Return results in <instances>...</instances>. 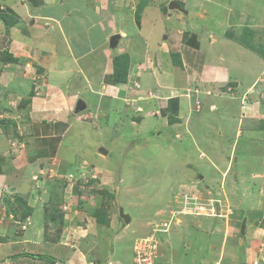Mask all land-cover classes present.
I'll use <instances>...</instances> for the list:
<instances>
[{"label":"crops","instance_id":"1","mask_svg":"<svg viewBox=\"0 0 264 264\" xmlns=\"http://www.w3.org/2000/svg\"><path fill=\"white\" fill-rule=\"evenodd\" d=\"M115 35L120 40L112 48ZM122 56L129 64L127 81L119 83L115 60ZM79 101L86 108L76 112ZM88 103L96 111L82 114ZM0 106L8 109L0 128V226L20 235L9 239L16 256L0 244V264L50 262L39 252L57 254L59 264H124L133 218L124 210L131 221L123 225L118 215L126 179L106 166L110 150H96V132L104 129L99 121L122 107L132 109V129L141 134L148 128L152 137L169 132L176 142L165 153L208 161L221 180L214 177L206 186L221 203H232L226 180L237 153L251 141L257 147L256 140L264 142L254 127L264 115V0H0ZM138 148L133 145L132 154ZM193 164L188 160L187 170ZM234 178L230 194L238 190V205L231 219L219 217L232 231L221 235L220 245L214 242L217 251L204 264L243 245L237 238L244 221L247 243L239 249L245 261L236 264L261 257L264 174L251 173L256 188L244 189L241 176ZM187 181L198 188L194 200L206 196L199 183ZM181 189L174 204L184 203ZM254 197L260 205H253ZM15 199L16 208H9ZM57 208L73 210V219L59 218L72 224L60 232L74 231L71 243L51 245L46 238L57 230ZM162 230L154 234L157 257L166 241L161 235L170 231Z\"/></svg>","mask_w":264,"mask_h":264},{"label":"rangeland","instance_id":"2","mask_svg":"<svg viewBox=\"0 0 264 264\" xmlns=\"http://www.w3.org/2000/svg\"><path fill=\"white\" fill-rule=\"evenodd\" d=\"M90 110L96 111L93 103H88V109L82 114H87ZM120 111L119 113L112 112L110 114V120L99 121L101 125L104 126V129L103 131L99 130V132H96L100 137L95 140V145L97 146V152L100 148H104L106 151L110 150L109 160L106 166L111 169H117L118 171L116 170V174L118 176L124 175L126 179L125 185L121 188L118 198V215L120 216V210L123 208L127 214L131 215L133 222L130 225V232L127 231L125 250L128 255L127 262H124V264H132L135 259L133 247L135 248V246L146 239L153 238V240L157 241L156 235L154 234H157L160 230L166 231L162 230L163 227L167 230L170 229V231L161 235V239H165L166 241H162V246L159 245L161 249L156 259V264H204L205 260L213 257V253L217 251L214 242L220 245L222 243L221 235L223 236L224 233L227 235V233L232 231L230 228L228 229L226 227V224L223 222L224 219L221 220L219 217L225 216V214L228 215L230 211L232 212L234 209L233 206L238 205V198H236L235 195V192H238V190L230 194L232 180H234V183L236 182L234 178L235 175L239 174L241 176L243 179L241 181L242 188L245 189L248 187V184L249 187L254 188H256L258 184L256 181L251 182V173L257 172L259 174H264V155H261L264 150V142L256 140L257 147L255 142L253 144L251 141L249 142L250 144L247 143L248 145L242 153H237L236 160H234L233 171L226 180V184L228 185L226 189L230 195L229 200L233 204L227 202L221 203V201L216 198L219 197L215 194L217 192L212 187L206 186L210 180L211 182L213 181L214 177H216L219 182L221 180V176L218 175L216 169L210 165L208 161H199L194 154L186 156H181L180 153H177L176 156L167 155L164 151V147L176 142L175 140H169V132H162L163 135L161 137H152L147 128L140 134L138 130L132 129L129 124L130 119L134 115V111L127 107H122ZM262 111L264 113V108ZM5 112H8V109H5V106H0V128H3L5 125L3 118ZM9 112L12 111L10 110ZM14 113H11V115L14 116ZM7 119L8 118H6L5 121H7ZM11 120V118L8 119V121ZM150 124L151 123H149V125ZM12 125L13 124H11V126ZM152 127L154 126L152 125ZM152 127L150 130L153 129ZM254 127L255 130H262V135L264 136V115H262V123ZM136 131H138V133ZM159 131H162V128H160ZM185 142H187V140H185ZM133 145H138L139 147L136 154H132L131 147ZM140 147L142 149H140ZM130 152L132 155L129 154ZM71 159L74 160V157ZM75 160L77 161V159ZM129 160H131L130 164ZM188 160L194 162L191 170H187L185 166ZM203 176L206 177V179L201 181V177ZM189 178L200 184L197 185L201 191L206 194L205 197L198 195L194 200V192H197L198 188L196 184L187 181ZM183 184L185 187L181 189ZM86 187H90V185ZM180 189L183 191L182 196H184L185 200L184 203H179L177 205L174 204V195ZM208 191L213 192L211 199L206 198L208 197ZM9 196L11 195L9 194ZM189 196H191L194 202ZM15 197L16 195L11 196V198ZM256 197H254L253 205H260L257 204L258 202L255 200ZM221 200L225 201L223 199ZM16 201L17 199H15L14 202L10 200L8 207L16 208ZM218 207L221 209L224 208V210H227V213H219L217 211ZM240 207L244 208V205ZM62 209L63 210L58 212L57 208V210H55V217H53H57V219L54 220L57 230H54L55 232L53 231L52 233H46V238L51 245L59 244L60 240H62L61 242L71 243L72 239H75L74 231L68 230L60 234L65 226L71 227L72 225L69 222L65 225L61 224L59 222L60 219H63L64 216L73 219V214L70 213L71 211L73 212L72 208ZM171 209L174 210L172 211L174 213L166 215L168 211L165 210L170 211ZM142 213L145 214L142 215ZM170 215L172 217H169ZM15 216L17 217L16 214ZM120 220H122L121 223L124 225L125 221L121 218ZM8 222L10 223L7 226L9 228L13 223L10 221ZM169 223L170 225L168 227L167 224ZM3 224L5 225L6 222H3ZM164 225H166V227ZM123 228L125 227L122 226L121 229ZM215 229L220 231L219 236L217 235L218 233L213 234L212 231ZM7 231L8 233L5 234L2 226H0V244L9 247V255L16 256L18 255L17 253L20 252L14 253V251L10 249L15 242L9 239L17 240L20 235H18V231L14 229H7ZM68 232H72V236H70ZM240 238L241 239L237 238L238 241L243 243V248H246V236L240 235ZM49 244H47V246H49ZM156 244L158 246L160 242L157 241ZM242 246L240 245V247ZM263 246L264 245L261 246L262 248L260 247L262 249L260 253L261 257H264ZM240 247L237 246L231 256L228 257V253H224V255L221 254L213 258L212 262H217L216 264H222L223 260L228 261V264H231L229 262H232V264L240 263L241 261L244 262L245 253L239 249ZM19 255L22 256L21 254ZM36 255H46L44 259L50 260V262H45L46 264H59L63 261L57 254H49V252H45L44 254L39 252ZM34 257L36 256L32 258ZM10 258H12V256L9 257V259ZM110 258L112 261H118L115 260L112 253Z\"/></svg>","mask_w":264,"mask_h":264},{"label":"built area","instance_id":"3","mask_svg":"<svg viewBox=\"0 0 264 264\" xmlns=\"http://www.w3.org/2000/svg\"><path fill=\"white\" fill-rule=\"evenodd\" d=\"M157 244L153 238L146 239L135 246V259L133 264H156ZM249 264H264V257L255 258Z\"/></svg>","mask_w":264,"mask_h":264},{"label":"water","instance_id":"4","mask_svg":"<svg viewBox=\"0 0 264 264\" xmlns=\"http://www.w3.org/2000/svg\"><path fill=\"white\" fill-rule=\"evenodd\" d=\"M170 6L173 7L174 5L171 4ZM119 40H120V36H118V35H115L114 37H112L111 47L115 48L117 46ZM85 108H86V105L82 101H79L78 105H77L76 112H81ZM101 152L104 154H107L106 150H102ZM120 217L125 221V223H130V221H131V217L129 215L125 214L124 209L120 210ZM245 231H246V221H244L242 224L241 234L245 235Z\"/></svg>","mask_w":264,"mask_h":264},{"label":"trees","instance_id":"5","mask_svg":"<svg viewBox=\"0 0 264 264\" xmlns=\"http://www.w3.org/2000/svg\"><path fill=\"white\" fill-rule=\"evenodd\" d=\"M128 64L129 60L127 56H122L115 60V78L119 83L127 81Z\"/></svg>","mask_w":264,"mask_h":264}]
</instances>
